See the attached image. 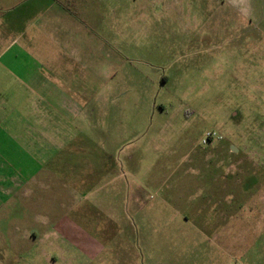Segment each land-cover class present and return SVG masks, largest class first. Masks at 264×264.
Wrapping results in <instances>:
<instances>
[{
	"label": "rangeland",
	"instance_id": "374dc122",
	"mask_svg": "<svg viewBox=\"0 0 264 264\" xmlns=\"http://www.w3.org/2000/svg\"><path fill=\"white\" fill-rule=\"evenodd\" d=\"M79 2L46 145L0 69V264H264V0Z\"/></svg>",
	"mask_w": 264,
	"mask_h": 264
},
{
	"label": "crops",
	"instance_id": "0c3cea01",
	"mask_svg": "<svg viewBox=\"0 0 264 264\" xmlns=\"http://www.w3.org/2000/svg\"><path fill=\"white\" fill-rule=\"evenodd\" d=\"M81 4L79 0H0L1 74L8 77V88L25 91L24 127L29 137L40 138L41 146L46 145L49 131L58 132L59 114L53 106L75 103L64 92L67 87L57 72L63 42L69 44L72 36H91V28L81 19ZM4 170L1 164L0 185L7 187L0 190L14 193L15 174L9 167L8 172Z\"/></svg>",
	"mask_w": 264,
	"mask_h": 264
},
{
	"label": "built area",
	"instance_id": "2783aa9c",
	"mask_svg": "<svg viewBox=\"0 0 264 264\" xmlns=\"http://www.w3.org/2000/svg\"><path fill=\"white\" fill-rule=\"evenodd\" d=\"M221 137L217 136L214 132H208L202 139L203 144H209L212 141L219 140Z\"/></svg>",
	"mask_w": 264,
	"mask_h": 264
}]
</instances>
